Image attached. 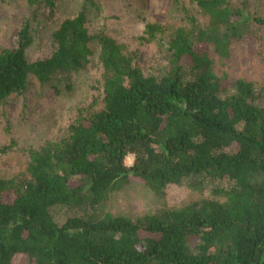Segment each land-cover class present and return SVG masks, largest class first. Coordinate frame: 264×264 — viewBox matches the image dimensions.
<instances>
[{
	"label": "trees",
	"instance_id": "obj_1",
	"mask_svg": "<svg viewBox=\"0 0 264 264\" xmlns=\"http://www.w3.org/2000/svg\"><path fill=\"white\" fill-rule=\"evenodd\" d=\"M58 1L28 0L40 21ZM191 1L205 22L184 13L163 75H143L104 31L90 36L86 6L58 24L48 57L28 62V24L0 52V104L30 76L59 92L90 63L93 44L103 93L100 110L29 153L26 177L0 178V264H264V85L212 71L264 17L249 15L247 0ZM160 32L144 28L151 41ZM133 181L156 197L169 186L212 197L136 219L105 212L109 194Z\"/></svg>",
	"mask_w": 264,
	"mask_h": 264
},
{
	"label": "rangeland",
	"instance_id": "obj_2",
	"mask_svg": "<svg viewBox=\"0 0 264 264\" xmlns=\"http://www.w3.org/2000/svg\"><path fill=\"white\" fill-rule=\"evenodd\" d=\"M242 1L229 0L233 6ZM247 1L249 15L264 17V0ZM85 6L90 36L104 31L123 52L132 55V63L145 76L163 75L169 69L171 54L167 41L177 28L185 26V12L198 23L205 22L191 0H59L51 21H40L41 9L28 0H0V52L15 49L21 28L28 24L32 40L26 49L28 62L48 57L53 49L51 35L58 24ZM147 24L161 27L158 40L146 38ZM92 46L90 63L60 83L59 92L30 76L21 91L12 93L0 104V178L26 177L31 151L65 138L68 126L78 115L88 116L101 109V67L98 48ZM229 54L227 61L214 59L212 71L216 76L244 80L255 89L264 85V27H256L252 35L233 42ZM124 162L131 166L133 157L127 156ZM211 197L210 190L200 192L186 186H169L161 197H156L140 181H133L109 194L103 207L112 216L136 219ZM65 215L56 211V221L61 223ZM17 261L25 264L19 257Z\"/></svg>",
	"mask_w": 264,
	"mask_h": 264
}]
</instances>
